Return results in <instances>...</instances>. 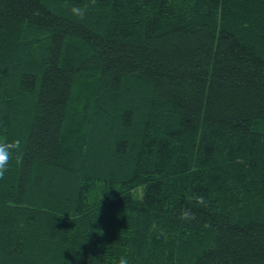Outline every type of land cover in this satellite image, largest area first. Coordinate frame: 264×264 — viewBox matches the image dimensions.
<instances>
[{
    "label": "trees",
    "instance_id": "16d2710c",
    "mask_svg": "<svg viewBox=\"0 0 264 264\" xmlns=\"http://www.w3.org/2000/svg\"><path fill=\"white\" fill-rule=\"evenodd\" d=\"M0 145V264H264V0H0Z\"/></svg>",
    "mask_w": 264,
    "mask_h": 264
},
{
    "label": "clouds",
    "instance_id": "9594fccd",
    "mask_svg": "<svg viewBox=\"0 0 264 264\" xmlns=\"http://www.w3.org/2000/svg\"><path fill=\"white\" fill-rule=\"evenodd\" d=\"M73 11L80 13V14H83V12L80 8H75V9H73ZM19 143H20L19 141L15 142L16 148L19 147ZM12 152H13L12 146L0 145V176H2L5 173V171L7 170ZM52 225H51V227H52ZM89 233L90 232L86 233L85 236L83 237L84 242H86L88 240ZM81 243H83V242H81ZM81 243H79V246ZM118 264H130L129 258L127 256H124V255L120 256L119 260H118Z\"/></svg>",
    "mask_w": 264,
    "mask_h": 264
},
{
    "label": "rangeland",
    "instance_id": "374dc122",
    "mask_svg": "<svg viewBox=\"0 0 264 264\" xmlns=\"http://www.w3.org/2000/svg\"><path fill=\"white\" fill-rule=\"evenodd\" d=\"M60 9H62L61 11H65L64 14H62V15H65V16H69L70 13L73 11L72 8H71V9H65V8L60 7ZM94 17L97 18V15L95 16V13L92 14L91 17H89V20H92ZM21 53H22V54H21L22 56H20V57H22V58L19 59L17 65H20V66H22V67H24V66H28V65L30 64V62L32 61L31 59H33L35 56L38 55V54H37V55H36V54H32V55H30L29 50H28V48L26 47V44H25L24 46H22ZM22 63H24V64H22ZM14 68H15V66H14L13 68H11V71H13ZM27 68H28V67H27ZM11 75L13 76V74H11ZM19 109H20V108H19ZM22 110H23V109H20V111H19V112L22 113L21 117H23V116H24V117H27V116H26V113H23L24 110H23V112H22ZM24 117H23V118H24ZM139 193H140V191H139Z\"/></svg>",
    "mask_w": 264,
    "mask_h": 264
}]
</instances>
